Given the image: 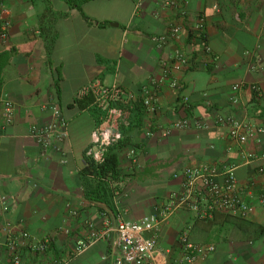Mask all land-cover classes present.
<instances>
[{
    "label": "crops",
    "instance_id": "obj_1",
    "mask_svg": "<svg viewBox=\"0 0 264 264\" xmlns=\"http://www.w3.org/2000/svg\"><path fill=\"white\" fill-rule=\"evenodd\" d=\"M136 1L0 0V22H10L0 38V89L14 104L13 120L0 119V195L9 206L0 211V264L9 261V235L23 264H112L119 253L117 215L138 221L156 212L180 190L182 169L198 163L235 166L253 212L243 218L215 212L208 222L177 208L145 233L156 240L147 264H179L183 231L192 242L215 246L193 264H264V208L257 200L264 188V173L257 169L264 168V131L239 142L229 136L228 123L216 120L232 116L254 127L264 119V0H141L135 10ZM199 16L205 39L195 30ZM173 23L180 25L179 37L158 45L152 36L167 33ZM175 50L185 64L169 61ZM164 61L171 62L169 75L155 87ZM94 79L117 83L135 98L147 86L157 97L153 111L135 105L129 110L118 148L119 193L111 208L83 172L97 111L87 100L78 104L75 93ZM51 103L67 119L68 136L60 149L44 151L29 126L51 119ZM184 117L188 126L172 125ZM247 153L253 155L248 161ZM5 220L13 225L10 234ZM92 233L96 238L76 252V240ZM44 239L43 250L31 247Z\"/></svg>",
    "mask_w": 264,
    "mask_h": 264
},
{
    "label": "built area",
    "instance_id": "obj_2",
    "mask_svg": "<svg viewBox=\"0 0 264 264\" xmlns=\"http://www.w3.org/2000/svg\"><path fill=\"white\" fill-rule=\"evenodd\" d=\"M176 0H163L164 5H172ZM141 0L136 1L135 10L140 6ZM180 15L185 14L182 8ZM9 20L4 19L0 22V38L5 39ZM204 21L201 16L195 23V30L202 38L204 35ZM180 34V25L171 24L168 32L154 35L152 39L158 44L164 43L168 37L178 38ZM205 49L210 50V46L205 43ZM169 61L185 64L186 57L180 50H175ZM164 61L163 74L157 80L153 79L155 87L163 77L169 75V64ZM170 86L174 89L179 88V83L175 78H171ZM238 83H234L232 88L237 89ZM258 94L260 88L253 84L251 86ZM141 98L145 109L153 111L156 109L155 91L150 90L147 86L141 89ZM89 98L88 106L97 111V123L90 134V143L85 148L84 155L94 163L100 164L105 159V154L109 146L117 143L123 137L122 126L126 125L129 107L128 105L134 100L135 95L125 90L117 83H105L101 79H94L81 86L75 93V101ZM183 103L188 104V96L182 95ZM51 112V119L45 123H32L29 126V135L40 145L44 151L60 149L59 142L68 136V122L62 115L59 107L55 103L48 105ZM14 117V104L9 98L6 91L0 89V119L4 123H10ZM221 123L229 124V136L244 142L255 132L264 131V119L259 125L254 127L246 126L232 116H219L216 119ZM190 124L189 118L184 117L175 120L172 125L175 127H186ZM198 125V122H196ZM149 134V132H146ZM264 147V142H263ZM128 154L134 158V149H130ZM253 155L247 153L246 161L250 160ZM235 166L229 165L219 168L217 166L198 163L186 165L182 169L181 188L174 193L168 201L160 206L156 212L144 215L138 221L124 219L117 215L115 230L116 239L114 243L119 249L118 255L112 261V264H147L152 257L156 240L153 236H147L145 233L157 227L165 221L169 214L180 207H186L192 210L196 218H210L215 212H221L237 217H247L254 210V204L245 200L240 191L235 172ZM259 172L264 173L262 166L257 168ZM221 175L222 180L217 181L216 176ZM116 184L114 183L113 186ZM119 193V187L113 190V196ZM260 207L264 208V188L257 197ZM8 202L5 195H0V211L8 210ZM103 214V212H102ZM13 225L9 220L4 221V229L11 233ZM26 236V232L21 233ZM96 238L92 233L88 238H79L76 240V252L83 250L91 241ZM183 252L179 264H193L195 259L204 258L214 251L215 246L212 243L192 242L188 240L187 232L183 231L180 236ZM7 249L10 252L8 264H23L19 254L18 246L14 238L9 235L7 240ZM48 244V240H37L30 243L31 247L37 250H43Z\"/></svg>",
    "mask_w": 264,
    "mask_h": 264
},
{
    "label": "trees",
    "instance_id": "obj_3",
    "mask_svg": "<svg viewBox=\"0 0 264 264\" xmlns=\"http://www.w3.org/2000/svg\"><path fill=\"white\" fill-rule=\"evenodd\" d=\"M87 100V101H84ZM81 101L85 102V105H88L89 103V98H84L82 100H78L77 103L79 104ZM135 101V102H134ZM134 105L137 106V109L141 110L145 106L143 105L141 94L134 98L128 105L129 110L134 109ZM98 120V118H97ZM129 120L127 118V123L126 125L122 126V133H124V128L127 127L129 124ZM123 141V137L120 141H118L115 144H112L111 146L108 147L106 154H105V159L102 163L96 164L94 163L91 159L85 158L86 163L83 167V172L87 175H90L91 178L93 179L94 182V189L95 192L102 195L105 197V202L109 204L108 206L111 208V200L113 196V190L118 186V179H119V164H118V148L120 147L121 143ZM116 184L113 186V184ZM93 194V192H88V195ZM109 201V202H108ZM221 213V212H220ZM225 214V213H222ZM229 215V214H225ZM202 221H208L211 222L210 219H200ZM262 229V228H261ZM264 231V228H263Z\"/></svg>",
    "mask_w": 264,
    "mask_h": 264
}]
</instances>
